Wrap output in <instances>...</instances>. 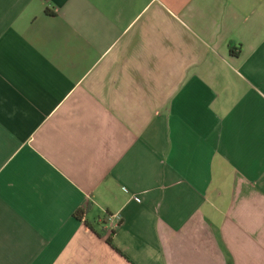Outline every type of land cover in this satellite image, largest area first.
I'll list each match as a JSON object with an SVG mask.
<instances>
[{
	"label": "crops",
	"instance_id": "1",
	"mask_svg": "<svg viewBox=\"0 0 264 264\" xmlns=\"http://www.w3.org/2000/svg\"><path fill=\"white\" fill-rule=\"evenodd\" d=\"M0 264H264V0H0Z\"/></svg>",
	"mask_w": 264,
	"mask_h": 264
},
{
	"label": "trees",
	"instance_id": "2",
	"mask_svg": "<svg viewBox=\"0 0 264 264\" xmlns=\"http://www.w3.org/2000/svg\"><path fill=\"white\" fill-rule=\"evenodd\" d=\"M83 213H84L83 210H80V211L78 210V211L76 212V216L81 217V216L83 215ZM107 242H108L110 245L113 246V244H112V240H111L110 237L107 238Z\"/></svg>",
	"mask_w": 264,
	"mask_h": 264
},
{
	"label": "built area",
	"instance_id": "3",
	"mask_svg": "<svg viewBox=\"0 0 264 264\" xmlns=\"http://www.w3.org/2000/svg\"><path fill=\"white\" fill-rule=\"evenodd\" d=\"M137 199V198H136Z\"/></svg>",
	"mask_w": 264,
	"mask_h": 264
}]
</instances>
